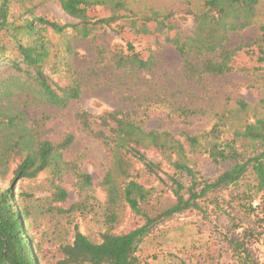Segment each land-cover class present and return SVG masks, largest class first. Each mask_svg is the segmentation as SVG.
<instances>
[{"label": "trees", "instance_id": "1", "mask_svg": "<svg viewBox=\"0 0 264 264\" xmlns=\"http://www.w3.org/2000/svg\"><path fill=\"white\" fill-rule=\"evenodd\" d=\"M18 1L0 0V64L8 62L21 73L10 75L0 83V129L7 141L0 150V167L15 164L10 187L0 190V264H39L40 257L33 246L31 233L39 213L30 203H23L25 196L16 193L13 184L36 178L45 171L58 178L71 174L77 179L75 184L83 195L93 186L94 180L80 170L76 161L65 157V151L75 139L72 134L58 142L43 138L39 127L29 123L12 100L17 90L23 91L22 83H16V80L25 76L29 78L25 85L33 95L60 109L76 103L83 89V73L71 62H63L45 33L51 28L63 35L67 26L37 16L17 23L11 19V12ZM58 1L68 15L80 20V24L73 27L85 37L93 32L95 24L108 22V19L93 21L87 14L91 6L132 11L125 0ZM258 2L204 0L197 11H188L194 15L193 31L190 35H178L173 41L181 55L182 73L186 79L202 82L209 76L249 70L229 64L236 49L229 48L227 43L230 31L250 24ZM170 17L169 12L152 10L144 13L141 19L150 22ZM125 44L126 50H106L99 46L94 67L88 71L94 74L98 66H104L106 62L127 74L152 70L156 64L154 54L143 57L132 42ZM10 48L16 53L9 51ZM50 64L53 74H58L59 67L64 65L65 82L61 83V78L56 80L47 72ZM252 71L264 75V68L254 67ZM180 108L185 115L194 114L189 108ZM248 108L246 101L238 100L234 109L217 115L216 123L208 132L184 133V141L168 130L147 129L145 120L129 110L105 109L99 114L86 110L77 112L76 119L81 128L99 139L112 156V165L100 182L107 191V201L100 211L97 198L88 195L80 203L64 209L70 216L76 210L83 215L99 214L102 218L97 221L102 223V231L96 240L76 225L71 239L60 245L61 257L55 264H144L138 251L162 223L188 211L205 213L210 206L223 209L221 203L224 200L220 194L242 184L244 190L234 195L249 199L252 204L255 196L264 192V118L247 119ZM150 152L159 155L160 159H150ZM194 155L205 156L216 163H229L231 167L214 178H204ZM138 164L141 167L137 168ZM144 176L153 184L158 181V185L146 186L142 181ZM54 194L58 201H65L68 196L59 186L55 187ZM126 209L142 224L117 233L115 229L122 222ZM263 234L262 230L256 237ZM229 241L238 258L233 264H261L245 239L240 241L234 236Z\"/></svg>", "mask_w": 264, "mask_h": 264}, {"label": "rangeland", "instance_id": "2", "mask_svg": "<svg viewBox=\"0 0 264 264\" xmlns=\"http://www.w3.org/2000/svg\"><path fill=\"white\" fill-rule=\"evenodd\" d=\"M127 8H113L93 5L87 14L93 21L108 19L107 23L93 26V32L82 36L74 25L80 20L68 15L58 0H20L14 3L11 19L21 23L24 19L43 17L67 26L62 34L47 28L45 33L58 49L63 62L69 61L80 70L83 89L79 100L66 109L40 101L32 90H28V76L18 78L23 91L17 90L12 100L20 107L29 123L39 127L43 138L60 141L67 134L75 139L65 151L68 160L76 161L82 172L93 177L94 184L80 195L73 175L55 177L45 171L33 179H22L13 184L18 194L26 198L39 213L32 225L33 246L39 254V264H55L61 257L60 245L71 239L76 225L84 233L99 239L102 217L92 213L83 215L76 210L73 215L65 213L72 205L80 203L88 195H94L102 211L107 201V191L100 182L112 165V156L107 147L90 132L81 128L76 119L80 110L99 114L105 109H122L135 112L145 120L149 130L162 129L175 134L184 141V133L203 134L217 121V115L234 109L238 100L247 102V119L264 118V75L252 71L254 67L264 68V0H259L254 16L245 28L229 32L228 47L236 49L229 58V64L247 68L246 72H232L226 75L209 76L202 82L186 79L182 73V59L173 44L178 35H190L194 28V15L204 0H125ZM196 6L198 8H196ZM169 12L172 17L154 21H144L142 15L149 11ZM134 11V12H133ZM6 37V36H5ZM8 39V37H6ZM130 41L143 57L154 54L156 64L149 71L134 74L116 70L112 63L98 66L91 74L97 60V48L106 50L119 48L126 50L125 42ZM69 48V49H67ZM16 53L15 49H9ZM55 52L52 54L54 57ZM47 72L56 80L65 82L64 65L58 74L52 73V65ZM20 75L8 64H0L1 80L10 75ZM194 111L185 115L181 108ZM180 108V109H178ZM4 131L0 129V150L6 143ZM1 154V152H0ZM150 159L158 161L159 155L148 153ZM194 161L204 178H214L231 167L229 163H216L205 156L194 155ZM1 164V160H0ZM0 167V190L11 185L12 170ZM141 167L140 164L137 168ZM166 171L168 169L165 167ZM9 169V170H8ZM167 178L165 173H162ZM146 186L158 185L142 178ZM67 191V199L58 201L55 187ZM242 184L235 189L220 194L224 200L223 209L207 208L206 212L188 211L162 223L143 243L138 255L144 264H233L237 256L230 239L239 237L246 240L253 256L264 264L261 238L264 231V192L255 196L254 201L239 199L234 193L243 191ZM65 209V210H64ZM122 222L116 227L117 233L127 232L142 224L129 209L122 215ZM253 235H250L251 233Z\"/></svg>", "mask_w": 264, "mask_h": 264}, {"label": "built area", "instance_id": "3", "mask_svg": "<svg viewBox=\"0 0 264 264\" xmlns=\"http://www.w3.org/2000/svg\"><path fill=\"white\" fill-rule=\"evenodd\" d=\"M261 243H262V247H263V251H264V234L262 235Z\"/></svg>", "mask_w": 264, "mask_h": 264}]
</instances>
